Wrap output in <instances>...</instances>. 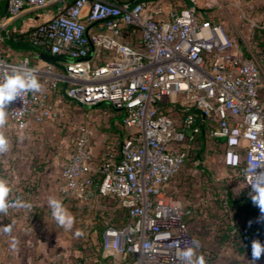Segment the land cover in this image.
Masks as SVG:
<instances>
[{"label":"built area","instance_id":"1","mask_svg":"<svg viewBox=\"0 0 264 264\" xmlns=\"http://www.w3.org/2000/svg\"><path fill=\"white\" fill-rule=\"evenodd\" d=\"M50 1L6 0V9L15 17ZM248 1L185 0L174 9L167 0H59L57 13L38 24L29 40L66 59L63 72H44L27 59H0V82L24 65L36 69L38 78L47 73L61 79L58 92L80 106L108 103L123 112L126 135L118 150L106 149L94 165L91 132L82 127L60 171V197L85 203L96 192L127 212L126 224L102 232L105 264H179L177 250L195 238L182 222L188 211L165 189L199 132L195 116L184 115V109L200 111L208 137L224 141L225 166L239 170L251 190L244 169L264 157L261 67L235 52V40L219 22L201 17ZM93 24L100 30L90 35ZM92 57L101 62L95 65ZM55 88L43 80L41 92L11 103L8 118L19 132L30 121L59 116L58 105L49 100ZM254 125L261 130L250 131ZM22 198L13 195L4 215H14ZM64 258L58 251L49 264H70Z\"/></svg>","mask_w":264,"mask_h":264},{"label":"crops","instance_id":"2","mask_svg":"<svg viewBox=\"0 0 264 264\" xmlns=\"http://www.w3.org/2000/svg\"><path fill=\"white\" fill-rule=\"evenodd\" d=\"M179 2L181 6L186 5L185 0H179ZM251 2L257 4L256 7L259 9L261 18L259 20L252 19L257 23L264 24V0H249L245 4L246 7H249ZM58 5L59 0H51L43 8H25L19 15L11 17L6 9V0H0V52L6 55L10 61L27 59L31 65L38 66L42 71L49 70L52 73H62L66 59L56 56V64H49L40 59L36 53L39 50L45 55H50L47 49L28 44L30 32L38 24L55 15ZM98 30H100L99 26L93 24L89 27V34L92 35L93 32ZM251 34L252 29H244V34L238 36L234 48L236 53L247 56V51L254 47L250 41ZM92 61L96 65L101 62V59L92 57ZM38 79L41 83V79ZM62 87H64V83L61 82ZM263 88L264 86L261 89V100L264 103ZM55 94L52 96V100L60 110V114L56 119L42 123L30 121L27 131L21 133L8 118L4 128L0 129L10 141V150L5 154H0V178L7 179L10 183L12 191L8 199L16 193L21 192L23 194L22 202L14 215L4 216L0 214V264H49L53 254L58 251L65 255L64 259L70 264L106 263L105 259L101 257V235L93 227L95 221L92 220L90 210L93 208L95 211L104 213L114 211L118 207L115 202L100 197L96 192L89 194L87 212L82 210L83 203H74L70 198L60 197V171L72 150L68 141L61 138V134L63 130H70V128L87 127L90 129V132L93 133L91 155L93 163L96 165L106 149L118 150L126 131L120 121L118 112L112 110V113H110L112 116L107 119V125H96L97 119L103 118L98 112L100 109L96 108L100 104L83 107L63 97L62 93ZM70 107L77 110L83 107L84 111L78 117L75 115L74 119L70 121V115L67 112ZM56 125L61 127H56ZM204 130L206 134L202 142L203 150L200 155L192 160V163L198 165L207 150L218 149L221 152L223 171H228V173L230 171L234 174V170L226 167L223 162L225 149L223 139L209 138L206 125H204ZM200 143L196 142V145L192 144L190 148H200L198 146ZM37 167H39L38 170ZM229 177L230 175H228ZM221 178L217 180L218 190L214 192L216 195L213 197L218 198V200H212L209 203L214 212L221 213V215L227 213L230 218L229 221L219 223L216 228L220 229L227 224L232 228L231 233H234L233 236L237 237V231L245 225V220L243 218L244 213L236 206V202H239L240 198L249 197L250 191L243 183L241 184L243 187L238 189L236 177L233 179ZM24 184L29 185L32 191H26ZM50 198L62 201L74 216L75 222L71 230H64L53 220L51 209L48 206ZM229 198L232 200L230 203H228ZM99 205L102 208L104 206V209L97 208ZM32 210H36L39 215L29 221L26 219V214H30ZM75 225L84 227L81 242L78 244L72 234ZM236 239L235 244L236 241L238 244L232 245L230 241H226L224 242V248H229L231 252H234L233 246L240 247V250H247L249 243H243L238 237ZM260 261H263V259Z\"/></svg>","mask_w":264,"mask_h":264},{"label":"rangeland","instance_id":"3","mask_svg":"<svg viewBox=\"0 0 264 264\" xmlns=\"http://www.w3.org/2000/svg\"><path fill=\"white\" fill-rule=\"evenodd\" d=\"M167 2V5L173 7L174 9L182 7L179 0H167ZM249 5V7L244 5L246 16L255 20L261 19L259 9L256 7L257 4H253L251 2ZM201 17L204 20L209 19L219 22L234 40L238 39V36H242L244 34V29H252L251 24L247 22L236 9L229 6L223 5L217 7L216 9L207 13H203ZM231 30H233V32H231ZM0 59H5L8 62H17L8 60V57L1 52ZM262 73L263 87L264 70ZM40 79L41 83L43 80H47L49 83L55 84L56 88L54 91H51L49 99L51 103H54L52 96L56 95L55 93L58 95L60 94L58 90L61 88L62 80L60 79L57 81L56 79H58V77L54 76V74L47 73H42ZM82 108L83 107H80L79 110L73 109L71 107L67 109V112H69L70 115V121L74 119L75 115L78 117V115L84 111ZM96 108L100 109L98 112L103 117L97 119L96 125L101 126L107 125V119L112 116L110 115L112 110L116 112L121 111V109L118 108L111 109L112 106L107 103H102ZM56 127L61 126L56 125ZM81 128L79 127L74 129L70 128V130H63L61 138L65 141H68L69 147L72 148L73 140L78 135ZM92 135L93 133H91V144L93 140ZM191 163L192 160H186L181 166L179 172L170 180L165 189H167V194L179 200L185 210L188 211L182 218V222L184 223L188 232L193 235L195 239L200 241L201 248L199 249V255H203L205 264H253V261L251 260V244L253 240H260L262 243H264V231L262 232L263 234H257L250 238L249 247L247 250H240V247L233 246L234 252H231L229 248H224L225 243L220 245L219 238L225 237L227 241H230V243L233 245L235 244L237 237H234L235 235L233 236L234 233H228L227 229L224 230L222 228H216L217 225L222 221H229V215L227 213L221 215V213L214 212V209L211 208V204L209 203L212 200H218V198L213 197L216 195L214 192L218 190L217 180L222 179L221 177H223V179H233L236 177V185H238L237 188L240 189V187H243L241 185L243 182L240 171L234 170V174H232L230 171L229 173L228 171H223L222 168L224 167L221 160V152L218 149L207 150L202 161L199 162L198 165ZM228 175H230L229 178ZM97 208H101V210H103L104 206L102 208V206L99 205ZM83 228L84 227L82 225H75L72 231L73 238L76 240L77 244L81 242V236L84 232ZM236 244H238L237 241ZM261 259H263V261H260ZM261 259L257 261L256 264H264V256H262Z\"/></svg>","mask_w":264,"mask_h":264},{"label":"clouds","instance_id":"4","mask_svg":"<svg viewBox=\"0 0 264 264\" xmlns=\"http://www.w3.org/2000/svg\"><path fill=\"white\" fill-rule=\"evenodd\" d=\"M42 85L38 79L36 69L26 68L24 65L13 67L10 74L4 76L0 82V129L7 123L9 106L17 98L28 93H39ZM259 126L254 125L250 131L259 132ZM10 150V141L3 131H0V154ZM259 169V171H257ZM244 175L248 179L250 187L249 196L254 206L258 207L260 215L256 222L264 224V157L253 158L244 169ZM12 189L7 179L0 178V214H6L9 209V195ZM19 206V205H17ZM28 206V205H24ZM48 206L51 209L53 220L66 231L73 228L75 218L64 206L63 202L50 198ZM79 234V233H77ZM201 243L198 239H192L185 244V247L178 249L176 256L179 264H205L203 255H199ZM264 256V243L260 240H253L251 244V260L256 264Z\"/></svg>","mask_w":264,"mask_h":264},{"label":"trees","instance_id":"5","mask_svg":"<svg viewBox=\"0 0 264 264\" xmlns=\"http://www.w3.org/2000/svg\"><path fill=\"white\" fill-rule=\"evenodd\" d=\"M258 24H259V26L252 27V34H251L250 41L254 47H252L250 51H247V53H246L247 56H245V57L252 59V60H255L260 65L259 59L261 58L264 60V24L261 22ZM28 44L33 45V43H31V41L29 39H28ZM260 67H261V71L263 72L264 68L261 65H260ZM118 113H120L119 117H120V121H121L122 116H123V112L120 111ZM182 113L184 115L185 114L194 115L195 116L194 125L199 128V132L195 135V143L201 142L200 145L197 144L198 146H200V148L199 147H198L199 149L194 148V147L189 148L188 156L186 159V160H193L194 158H196L198 155L201 154V151L203 150V147H204L202 145V142L204 140V135L206 134V131L204 130V124L205 123L202 120L200 111L198 109L188 108V109H184L182 111ZM36 169L38 170L39 167H37ZM24 188L26 191H29V192L32 191L30 186L27 184H24ZM19 193L21 195H23L21 192H19ZM27 199L29 200L28 197H27ZM72 201L74 203L78 202L77 199H72ZM87 201L85 203H83L81 206L82 210H84L85 212H87V208H89V204L87 203ZM230 202H232V200L229 198L228 203H230ZM236 203H237L236 206L239 207L240 211L244 213L243 218L245 220V225H243L241 227V230L237 231L238 233L236 236L238 238H240V240L243 243L248 244L250 241V238L252 236H255L257 234H263L262 232L264 231V224L256 222L257 217L260 215V212H259L258 207L254 206L252 204L250 196L246 197L244 199L240 198L239 202L237 201ZM232 206H234V205H232ZM90 214H91L92 220L95 221L93 227L98 230L100 235H102V232L106 226L111 225V226H115V227H122L128 221L127 212H126V210H124L122 208L115 209L114 211H111V212L106 211L104 213H100L98 211H95L92 208L90 210ZM38 215H39V213H37L36 210H34V211L32 210V212L30 213L29 221H32ZM222 229H224V230L227 229L228 233L232 231V228L230 226H228L227 224H225L224 227H222ZM219 240H220V245L227 241V239L225 237H223V238L220 237ZM198 254H200V253L198 252Z\"/></svg>","mask_w":264,"mask_h":264},{"label":"water","instance_id":"6","mask_svg":"<svg viewBox=\"0 0 264 264\" xmlns=\"http://www.w3.org/2000/svg\"><path fill=\"white\" fill-rule=\"evenodd\" d=\"M224 6L235 7L237 9V11L241 14V16L247 22H249L253 27L259 26V24L257 22H255L252 18L246 16V11L241 6H239L237 3L230 2V3L224 4ZM200 11H203V10H200ZM7 42L9 43V41H7ZM36 53H37L38 57L40 59L44 60L45 62L52 64V65L56 64L57 57L51 56V55H45L44 53H42L39 50H37ZM259 63L264 68V60L260 58ZM263 91H264V88H263Z\"/></svg>","mask_w":264,"mask_h":264}]
</instances>
